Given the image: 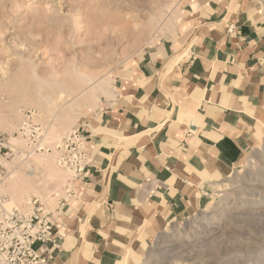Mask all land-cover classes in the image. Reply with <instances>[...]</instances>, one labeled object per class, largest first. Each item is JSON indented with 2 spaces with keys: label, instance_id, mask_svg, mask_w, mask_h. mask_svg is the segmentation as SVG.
Listing matches in <instances>:
<instances>
[{
  "label": "crops",
  "instance_id": "1",
  "mask_svg": "<svg viewBox=\"0 0 264 264\" xmlns=\"http://www.w3.org/2000/svg\"><path fill=\"white\" fill-rule=\"evenodd\" d=\"M183 1L181 17L114 68L108 87L95 86L65 127L82 129L90 157L78 198H67L55 158L6 176L2 195L36 196L63 224L51 264H142L155 238L198 213L264 142L260 3ZM16 120L0 130L10 134Z\"/></svg>",
  "mask_w": 264,
  "mask_h": 264
},
{
  "label": "rangeland",
  "instance_id": "2",
  "mask_svg": "<svg viewBox=\"0 0 264 264\" xmlns=\"http://www.w3.org/2000/svg\"><path fill=\"white\" fill-rule=\"evenodd\" d=\"M258 2L264 12V0ZM183 3L0 0V121L12 125L17 119L13 134L19 137L22 116L35 112L34 123L44 137L47 133L43 145L54 144L76 127L64 132L56 118L91 83L110 77L149 40L166 33L181 17ZM85 77L91 81L85 82ZM43 96L52 102L46 113L38 114L34 101ZM0 134L10 139L13 149L4 160L3 175L41 153H32L26 140H11L1 130ZM15 203L10 199L5 206ZM142 264H264V142L246 154L198 213L169 224Z\"/></svg>",
  "mask_w": 264,
  "mask_h": 264
},
{
  "label": "built area",
  "instance_id": "3",
  "mask_svg": "<svg viewBox=\"0 0 264 264\" xmlns=\"http://www.w3.org/2000/svg\"><path fill=\"white\" fill-rule=\"evenodd\" d=\"M36 115L29 111L22 116L19 135L34 148L35 153L54 154L57 166L66 170L69 176L65 189L67 198H78V181L83 178L90 164L86 136L77 126L57 139L53 146H42L44 133L34 123ZM6 140L0 134V181L6 177L3 175L6 169L4 160L13 155L10 139ZM7 202L9 199L1 195L0 264H51V252L60 248L61 240L66 236L63 224L56 221L54 212L48 210L36 196L25 198L10 207L5 206ZM59 203L58 212L65 205L66 198Z\"/></svg>",
  "mask_w": 264,
  "mask_h": 264
},
{
  "label": "bare ground",
  "instance_id": "4",
  "mask_svg": "<svg viewBox=\"0 0 264 264\" xmlns=\"http://www.w3.org/2000/svg\"><path fill=\"white\" fill-rule=\"evenodd\" d=\"M144 1V0H143ZM143 3V2H142ZM172 5V4H171ZM10 6V5H9ZM170 20V19H169ZM168 24V23H167ZM172 24V23H171ZM84 81L85 82H90L91 81V78H84ZM111 83H110V77H105L104 79H99V80H97V81H95L94 83H91L88 87L90 88L88 91H87V89L86 90H84L83 91V95L84 96H82V98H81V101L80 102H72V103H70V105L67 107V109L63 112V114H61V117H57L56 118V121H57V123H58V125L60 126V127H62V128H64L63 129V131L65 132V131H67V130H69L68 128H65V127H67V124L68 123H70V122H73L74 121V118H75V115L76 114H78V112L80 111V107H81V105H82V103H84V102H91V101H93L94 100V98H95V95H94V90H95V86L96 87H98V88H102V87H108L109 85H110ZM87 87V88H88ZM58 89V88H57ZM87 91V92H86ZM35 93V92H34ZM63 92H61V94H62ZM56 94V93H55ZM63 95V94H62ZM66 96V95H65ZM64 96V97H65ZM41 98V97H40ZM34 99V98H33ZM35 99H37V97L35 98ZM53 100V99H52ZM52 101H51V99L50 98H47V97H42V100L41 99H38V100H36V101H34V104L38 107L37 109H38V114L39 113H46V109H47V103H51ZM53 104V103H52ZM50 106V105H49ZM91 106V105H90ZM64 118V119H63ZM65 119H67V122L65 123L64 121H65ZM4 121H0V127H2L4 124ZM61 129V128H60ZM16 132V130H14L13 132H10V137H11V140L13 139V140H15V141H17V140H21L22 142L24 141V139L19 135V137L18 136H16L15 134H13V133H15ZM7 133V132H6ZM68 133V132H67ZM51 134L49 133V136H50ZM48 136V137H49ZM62 137V136H61ZM61 137H59V138H61ZM44 140L45 139H47V133H46V137H44L43 138ZM51 139V138H50ZM43 140V141H44ZM20 141V142H21ZM42 141V146H46V145H43V142ZM19 142V141H18ZM52 142H53V140H52ZM55 143V142H54ZM27 144V143H26ZM49 144V143H48ZM51 145H54V144H52L51 143ZM32 153H34V148H33V150L31 151ZM42 154H46V156H47V158H55V156H54V154H52V153H45V152H42V153H38V155H36V156H39V155H42ZM45 156V157H46ZM44 158V157H43ZM29 174H31V171L29 172ZM12 180V179H11ZM3 188H4V186H2V185H0V190H3Z\"/></svg>",
  "mask_w": 264,
  "mask_h": 264
}]
</instances>
